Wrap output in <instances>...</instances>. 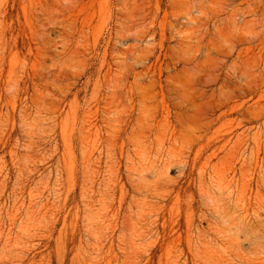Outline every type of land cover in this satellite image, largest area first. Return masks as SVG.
Returning <instances> with one entry per match:
<instances>
[{
	"label": "rangeland",
	"instance_id": "rangeland-1",
	"mask_svg": "<svg viewBox=\"0 0 264 264\" xmlns=\"http://www.w3.org/2000/svg\"><path fill=\"white\" fill-rule=\"evenodd\" d=\"M0 264H264V0H0Z\"/></svg>",
	"mask_w": 264,
	"mask_h": 264
}]
</instances>
